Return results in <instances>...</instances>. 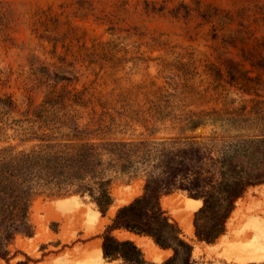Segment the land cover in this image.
<instances>
[{
	"label": "rangeland",
	"instance_id": "374dc122",
	"mask_svg": "<svg viewBox=\"0 0 264 264\" xmlns=\"http://www.w3.org/2000/svg\"><path fill=\"white\" fill-rule=\"evenodd\" d=\"M261 137L264 0H0V148L95 143L112 180L104 211L77 187L35 186L33 233H19L0 264H124L96 249L119 209L153 180L189 252L177 259L175 246L148 234H111L133 240L153 264H237L207 247L235 212L258 206L264 216V183L248 187L227 216L231 206L204 208L200 194L222 180L221 161L235 146ZM183 197L203 201L193 234L178 217ZM221 225L214 241L199 236ZM129 232L169 254L154 259Z\"/></svg>",
	"mask_w": 264,
	"mask_h": 264
},
{
	"label": "trees",
	"instance_id": "16d2710c",
	"mask_svg": "<svg viewBox=\"0 0 264 264\" xmlns=\"http://www.w3.org/2000/svg\"><path fill=\"white\" fill-rule=\"evenodd\" d=\"M98 149L99 145L95 143L59 142H48L24 150H17L14 146L0 148V255L2 257H8L9 245L19 233L26 235L33 233L34 229L28 214L37 185L60 191L74 186L77 187L75 190L77 192H89L103 211L110 206L112 180L103 176ZM233 149L234 154L225 156L221 161L222 180L212 184L210 189L200 194L204 198V208L231 206L225 216L248 187L264 183V171H262L264 170V137L246 140ZM153 183L154 180L149 182L147 192L143 196L119 209L113 224L104 236L102 252L105 258L110 260L120 258L124 264H153L145 259L142 250L133 240H119L113 236L111 231L115 229L148 234L161 246H175L177 259L182 248L189 252L190 246L180 238L177 226L164 216L160 204L163 190L154 187ZM165 189L170 188L165 186ZM223 232L224 226L221 225L215 226L207 233L199 231V236L212 242ZM174 261L175 259L168 260L163 264H172ZM17 264L29 263L20 261Z\"/></svg>",
	"mask_w": 264,
	"mask_h": 264
},
{
	"label": "bare ground",
	"instance_id": "6f19581e",
	"mask_svg": "<svg viewBox=\"0 0 264 264\" xmlns=\"http://www.w3.org/2000/svg\"><path fill=\"white\" fill-rule=\"evenodd\" d=\"M180 201L185 204L184 208L178 209L181 226L187 233L193 234V216L195 211L202 206L203 202L202 200L189 197H183ZM59 203L61 204L62 202ZM171 207L174 208L176 206ZM132 235L139 239V246L141 245L144 252L151 255L154 259L162 260L169 254V251L157 246L152 238ZM198 251L200 252L201 249ZM207 251L217 255L219 258L237 264L263 262L264 216L260 215L258 206H249L246 211L239 210L235 212L234 217L229 222L227 233L222 235L216 244L208 245ZM96 255L103 257L101 245H98ZM85 264H94V262L91 261L90 257Z\"/></svg>",
	"mask_w": 264,
	"mask_h": 264
}]
</instances>
